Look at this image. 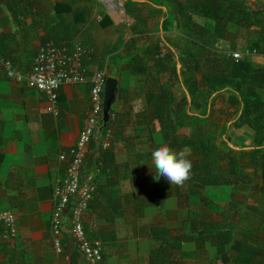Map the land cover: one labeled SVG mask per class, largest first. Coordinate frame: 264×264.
Here are the masks:
<instances>
[{
  "label": "crops",
  "instance_id": "crops-1",
  "mask_svg": "<svg viewBox=\"0 0 264 264\" xmlns=\"http://www.w3.org/2000/svg\"><path fill=\"white\" fill-rule=\"evenodd\" d=\"M130 1L132 3L125 4L126 0H81L66 5L68 0H18L13 4L19 9L16 14L5 6L11 0H0V55L18 72L29 70L38 46L52 41L50 35L62 42L78 34L82 43L92 49L87 62L89 72L101 71L105 77L117 79L108 146L103 150L105 156H100L95 193L81 217L86 235L101 244V264H149V249L156 240L164 242L167 236L166 230L160 228L155 232L150 220L143 218L144 207L150 202H163L170 194L174 197L172 191L176 187L153 179L155 167L151 152L155 144L162 142V128L156 118H152L151 104L155 102H148L146 96L148 91L157 96L160 88H168L176 103L181 101L183 89L171 80L167 71L155 75L152 82V61L143 49L157 39L163 40L164 36L173 40L178 31L174 21L168 31L160 29L163 12L167 10L165 5L148 0ZM116 2L123 6L122 15L112 13ZM54 4L68 10L56 13ZM96 5L109 11L100 18L94 14ZM76 10L81 12L73 19L72 13ZM158 10L160 15L154 27L155 17L151 18V13ZM64 27L67 28L66 36ZM158 46L161 52L167 49L163 44L158 43ZM140 59L147 73L130 71L133 62L137 64ZM245 59L252 66H264L259 55L250 54ZM178 65L176 63V70ZM88 93V82L61 85L57 89L54 113L45 93L8 79L0 67V210H10L16 222L15 236L7 240L2 238L0 225V264H74L76 259L84 264L65 222L61 227V251L54 252L49 220L52 188L68 161V157L59 160L58 155L75 142L88 110ZM212 107H217L222 125L227 127L224 133L220 128L218 134L228 137V144L234 150L264 147V140L254 142L256 132L250 125H231L238 108L230 107L220 98L214 100ZM256 115L249 114V120ZM169 117L172 118L171 113ZM258 120L260 132L264 130V115ZM98 137L95 134L93 138ZM97 155L88 144L86 168L91 169L90 161ZM244 170L250 184L260 182L258 169L255 174L251 167ZM231 192L229 185L205 186L202 190L210 201L219 198L221 204L231 200ZM157 212H164L163 203L157 206ZM140 240H146L143 247ZM129 245H135L134 257L131 251L125 252ZM146 247L149 248L145 252Z\"/></svg>",
  "mask_w": 264,
  "mask_h": 264
},
{
  "label": "trees",
  "instance_id": "trees-1",
  "mask_svg": "<svg viewBox=\"0 0 264 264\" xmlns=\"http://www.w3.org/2000/svg\"><path fill=\"white\" fill-rule=\"evenodd\" d=\"M15 1L18 2L11 0L5 6L18 14L19 9L13 5ZM68 1L66 5L81 0ZM166 1L170 9L163 14L160 29L168 31L174 21L178 34L171 41L164 36L163 40L149 43L143 52L150 54L152 82L155 75L167 71L171 80L179 83L183 89L181 101L177 100L176 103L168 88H160L157 96L148 91L146 96L148 102H155L151 104L152 118H156L155 121L162 128V142L177 151L187 147L193 155L191 178L185 184L186 192L178 186L172 191L176 207L183 206L182 199L189 194L196 195L202 203H209L202 193L205 186H231V200L219 210L217 220L191 221L192 230H195L191 240L197 241V244H211L223 264H264V147L248 151L229 147L228 137L222 138L218 134L220 128L224 133L227 127L220 123L217 114L220 111L212 107L214 100L220 98L230 107L238 108L231 125L246 123L256 132L255 143L264 140V130L258 131L261 128L258 118L264 115V66H252L246 59L233 60L225 52L212 48L217 40L227 39L231 35L227 24L232 23L253 34L245 40L247 50L264 54V2L254 6L241 0ZM127 3L132 2L126 0ZM64 10L68 8L54 4V12ZM80 12H73V19ZM192 14L209 21L211 28L194 22ZM64 28L66 36L67 28ZM55 38L50 35V39L58 44ZM158 43L167 46V49L161 52ZM176 63L179 64L177 70ZM143 64L142 59L137 64L133 62L130 71L147 73ZM192 107L201 111L193 112ZM112 113L110 108L109 115ZM170 113L172 118L169 117ZM251 113H257L253 120L248 118ZM113 121L109 118L104 127L99 122L95 134L101 138ZM89 144L99 154L90 161L93 169L99 167L100 156H105V151L101 149L100 140L93 138ZM246 167H251L254 174L258 169L259 183L250 184L244 170ZM235 191L241 193L242 200L236 201L233 196ZM179 239L181 236L173 237L172 244ZM173 252L171 246L156 240L155 247L148 254V263L186 264L173 258ZM74 264L81 262L76 259Z\"/></svg>",
  "mask_w": 264,
  "mask_h": 264
},
{
  "label": "built area",
  "instance_id": "built-area-1",
  "mask_svg": "<svg viewBox=\"0 0 264 264\" xmlns=\"http://www.w3.org/2000/svg\"><path fill=\"white\" fill-rule=\"evenodd\" d=\"M233 60L245 59L250 54L259 55L246 48L241 52L225 51ZM92 49L85 46L79 37L55 44L48 40L38 46L29 70L18 72L11 62L0 55V67L8 79L24 83L27 87L47 95L52 112H56L57 89L64 84L88 82V110L77 132L75 142L58 155L59 160L68 157L63 174L52 188L49 232L55 253L61 251V227L64 222L69 226L74 248L79 252L84 264H101V244L90 239L82 226L81 217L95 193L96 173L99 167L86 168L85 158L88 144L95 136L97 124L101 119L102 90L105 76L101 71L89 72L87 62ZM114 114L109 118L113 119ZM108 129L100 140L102 149L108 146ZM2 238H13L16 233L15 215L10 210H0Z\"/></svg>",
  "mask_w": 264,
  "mask_h": 264
},
{
  "label": "rangeland",
  "instance_id": "rangeland-1",
  "mask_svg": "<svg viewBox=\"0 0 264 264\" xmlns=\"http://www.w3.org/2000/svg\"><path fill=\"white\" fill-rule=\"evenodd\" d=\"M99 1H103V0H99ZM148 1L151 2L156 1L159 4L165 5L167 9H170L168 2L166 0H148ZM241 1H243V3L245 4L252 3V5L254 6L261 5L260 3L264 2V0H241ZM92 7L94 9V6ZM122 7H123L122 4L116 2V9L112 13L118 12L119 15H122V10H121ZM107 11L109 10H106L100 5H96L94 14L99 15L101 18L106 14ZM159 15H160L159 10L157 11V13H151V18L155 17L153 19L154 27H156L157 25L156 20L159 17ZM192 19L194 22L198 24L211 28V23L203 19L202 17L192 14ZM227 28L231 35L227 39H224V41L223 39L217 41V43L214 44L215 49L220 51L228 50V51L241 52L243 49L246 48L244 44L247 36L251 35L252 33L251 32L247 33V31L244 28H239L237 26H234L232 23L227 24ZM154 30H156V28H154ZM88 47L91 46L89 45ZM214 47L212 44V48ZM191 110L193 112L201 111V109L196 107H192ZM217 114H220V112ZM218 116L220 117V119H222L221 115ZM220 123H223V120H220ZM160 141H161V136H160ZM155 145L157 146L158 144ZM188 158L191 160V162H193L192 153ZM221 164L224 165V161H222ZM155 171L156 170L153 171V177L155 175ZM160 179L162 180L161 183L167 186H172L164 177H160ZM146 180L149 181V177L148 179L146 177ZM185 184L186 182L182 187L178 186V188L181 189L183 192H186L187 190ZM181 190L180 192L182 193ZM240 195L241 193H238L237 191L234 192L233 196L236 199V201L242 200V198L240 199ZM182 200H183V206L176 208H174L175 197H173L172 194H170V196L166 198V200H164L163 202L159 200L156 202H150V204L147 203L149 205H146L144 207L143 218H148V220H150V223L153 226L152 229L155 230V232H158V229L160 228L161 230H166L165 235L167 237L164 238V242L162 241L161 242L162 244L164 243L166 246L169 247L171 246L173 248L174 252L172 257L175 258L176 260H179V262H183L186 264H223L220 260L219 254L215 252V248L211 244H209L208 242H204L203 244H197V241L191 240L192 236L195 234V230H192L193 228L190 223L193 220H217L219 214L218 212L225 204H221L222 201L219 198L218 200L213 202L208 199L210 202L205 204L200 202L198 197L194 194L193 195L189 194ZM161 203H163L164 212H157V206L159 207ZM140 220L138 222H140ZM175 236H181V239L177 240V242L172 244L171 239ZM151 240L153 243V239H150L149 241ZM144 242H146V240H140L139 244L141 247H143ZM153 245L155 247L156 241L155 244ZM148 246H150V244ZM133 247H135V245L134 246L129 245L128 248L125 250V252L131 251L130 255L134 257L135 254ZM147 248L149 247L145 248V252L148 251ZM150 249H152V247ZM129 261L130 260H128V262ZM128 264H131V262Z\"/></svg>",
  "mask_w": 264,
  "mask_h": 264
},
{
  "label": "clouds",
  "instance_id": "clouds-1",
  "mask_svg": "<svg viewBox=\"0 0 264 264\" xmlns=\"http://www.w3.org/2000/svg\"><path fill=\"white\" fill-rule=\"evenodd\" d=\"M189 148L173 150L166 142H160L151 152L155 167L153 179L164 177L171 185L183 186L191 178L192 162Z\"/></svg>",
  "mask_w": 264,
  "mask_h": 264
},
{
  "label": "water",
  "instance_id": "water-1",
  "mask_svg": "<svg viewBox=\"0 0 264 264\" xmlns=\"http://www.w3.org/2000/svg\"><path fill=\"white\" fill-rule=\"evenodd\" d=\"M117 88V79L113 77H105L102 90V103H101V119L100 125L104 127L109 119L110 108L114 104ZM99 140V137L96 139ZM229 147L233 148L228 144Z\"/></svg>",
  "mask_w": 264,
  "mask_h": 264
},
{
  "label": "flooded vegetation",
  "instance_id": "flooded-vegetation-1",
  "mask_svg": "<svg viewBox=\"0 0 264 264\" xmlns=\"http://www.w3.org/2000/svg\"><path fill=\"white\" fill-rule=\"evenodd\" d=\"M164 13H166V11H165V12H163V14H164Z\"/></svg>",
  "mask_w": 264,
  "mask_h": 264
}]
</instances>
